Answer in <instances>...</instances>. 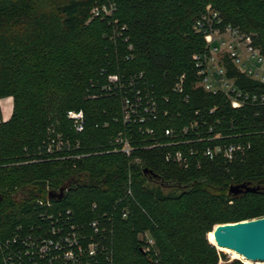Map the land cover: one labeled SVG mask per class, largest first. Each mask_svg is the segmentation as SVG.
<instances>
[{
	"label": "trees",
	"instance_id": "trees-1",
	"mask_svg": "<svg viewBox=\"0 0 264 264\" xmlns=\"http://www.w3.org/2000/svg\"><path fill=\"white\" fill-rule=\"evenodd\" d=\"M109 1L116 4L114 17L126 26L132 51L110 43L107 22L90 13L108 0H0V98L13 100L10 118L0 122V240L32 222L36 200L49 192L62 190L56 204L91 215L93 204L108 208L130 189L121 202L129 213L113 223V264H245L221 263L224 255L211 243H217L219 224L264 216V110L255 115L253 108L233 109L225 96L191 86V56L204 48L192 25L210 5L224 24L252 35L264 54V0ZM102 69L144 71L160 94L175 101L182 114L178 126L194 110L215 107L221 126H233L228 132H246L241 139L250 143L248 152L231 162L202 157L199 168L187 170L164 162L161 148L141 150L134 164L121 153H92L108 149V139L122 128L94 127L117 114L115 100L88 97L90 81L105 78ZM183 73L187 102L169 92ZM227 74L239 76V88L256 89L235 70ZM69 110L84 112L83 133L69 129ZM52 125L78 138V152L88 155H40ZM145 233L152 239L148 250Z\"/></svg>",
	"mask_w": 264,
	"mask_h": 264
},
{
	"label": "built area",
	"instance_id": "built-area-1",
	"mask_svg": "<svg viewBox=\"0 0 264 264\" xmlns=\"http://www.w3.org/2000/svg\"><path fill=\"white\" fill-rule=\"evenodd\" d=\"M116 9V4L108 0L94 5L90 13L107 22L110 43L132 51L126 26L114 17ZM192 28L203 36L204 48L191 56V86L207 94L225 96L233 109L253 108L255 115L264 110V54L253 43L252 35L224 24L220 13L210 5L194 20ZM131 57L129 53L124 59ZM230 69L249 79L256 89L239 88V76H229ZM101 73L105 74L106 69ZM185 82L186 75L180 74L169 91L183 102L190 97ZM89 89L91 99L104 97L115 100L117 105V114L95 122L94 127L106 128L113 123L122 127L108 139V149L92 153H121L134 164L140 161L141 150L161 148L164 162L187 170L199 168L202 157L221 156L228 162L241 159L250 148V143L241 139L246 132H228L233 126H221L220 119L213 117L215 107L194 110L189 122L178 126L175 121L182 114L175 101L167 93L160 94L144 71L116 69L106 73L103 80L90 81ZM66 117L71 131L84 132L82 110H69ZM46 134L38 147L40 155L60 159L88 155L78 152V138L64 135L54 125L47 128ZM130 196L128 189L123 198L101 210L93 204L91 215L59 206L48 196L37 199L32 222L17 225L10 236L0 240V264H113V223L117 216L127 217L128 206L121 207V202ZM145 241L144 250H148L152 239L146 233Z\"/></svg>",
	"mask_w": 264,
	"mask_h": 264
},
{
	"label": "water",
	"instance_id": "water-1",
	"mask_svg": "<svg viewBox=\"0 0 264 264\" xmlns=\"http://www.w3.org/2000/svg\"><path fill=\"white\" fill-rule=\"evenodd\" d=\"M236 191L235 188L231 189ZM59 193L49 192L48 197L60 199ZM217 249L228 248L245 259L251 261H264V216L232 223L219 224Z\"/></svg>",
	"mask_w": 264,
	"mask_h": 264
},
{
	"label": "crops",
	"instance_id": "crops-1",
	"mask_svg": "<svg viewBox=\"0 0 264 264\" xmlns=\"http://www.w3.org/2000/svg\"><path fill=\"white\" fill-rule=\"evenodd\" d=\"M13 108L12 97L6 96L0 98V122L7 121L11 114Z\"/></svg>",
	"mask_w": 264,
	"mask_h": 264
},
{
	"label": "rangeland",
	"instance_id": "rangeland-1",
	"mask_svg": "<svg viewBox=\"0 0 264 264\" xmlns=\"http://www.w3.org/2000/svg\"><path fill=\"white\" fill-rule=\"evenodd\" d=\"M219 229L220 227L218 228V234H219ZM218 234H217V238H218ZM221 251V253L224 255V260H221L220 262L221 263H226V262H230L232 260H240L242 261L243 263L245 264H257L255 262H251V261H247L245 259H243L242 257H240L239 255H236L234 254L233 252H228V251H225L224 249H218Z\"/></svg>",
	"mask_w": 264,
	"mask_h": 264
},
{
	"label": "bare ground",
	"instance_id": "bare-ground-1",
	"mask_svg": "<svg viewBox=\"0 0 264 264\" xmlns=\"http://www.w3.org/2000/svg\"><path fill=\"white\" fill-rule=\"evenodd\" d=\"M224 248V247H223ZM225 250H227L228 252H233L234 254L236 255H239L238 253H236L235 251L231 250V249H228V248H224ZM240 257H242L241 255H239ZM243 259H245L244 257H242ZM247 261H251V260H248V259H245ZM251 262H255L257 264H264V261H251Z\"/></svg>",
	"mask_w": 264,
	"mask_h": 264
}]
</instances>
